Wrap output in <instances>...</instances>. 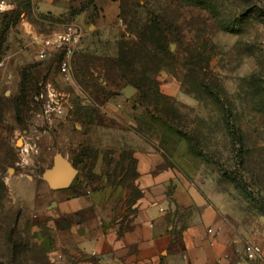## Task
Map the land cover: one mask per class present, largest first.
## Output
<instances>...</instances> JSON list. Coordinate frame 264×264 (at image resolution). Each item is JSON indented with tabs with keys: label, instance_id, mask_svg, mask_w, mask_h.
<instances>
[{
	"label": "rangeland",
	"instance_id": "obj_1",
	"mask_svg": "<svg viewBox=\"0 0 264 264\" xmlns=\"http://www.w3.org/2000/svg\"><path fill=\"white\" fill-rule=\"evenodd\" d=\"M78 1L7 0L0 14V264L94 262L54 215L43 175L57 154L77 171L70 192L98 198L110 228L141 196L138 151L160 153L233 224L263 228L264 0ZM70 27L83 37L67 82L60 53L42 59L35 40ZM40 85L61 93L51 124Z\"/></svg>",
	"mask_w": 264,
	"mask_h": 264
},
{
	"label": "crops",
	"instance_id": "obj_2",
	"mask_svg": "<svg viewBox=\"0 0 264 264\" xmlns=\"http://www.w3.org/2000/svg\"><path fill=\"white\" fill-rule=\"evenodd\" d=\"M40 1L45 11L75 3ZM134 156L138 174L135 182L141 196L126 225L115 223L110 228L103 224L94 207L98 198L75 195L70 186L54 189V215L67 219L68 226L61 225V230L70 238L76 257L97 252V264H264L248 260L244 251L247 243L264 247V227L233 224L210 197L182 171L168 165L160 153L138 151Z\"/></svg>",
	"mask_w": 264,
	"mask_h": 264
},
{
	"label": "built area",
	"instance_id": "obj_3",
	"mask_svg": "<svg viewBox=\"0 0 264 264\" xmlns=\"http://www.w3.org/2000/svg\"><path fill=\"white\" fill-rule=\"evenodd\" d=\"M9 8L7 0H0V14H4ZM83 37V32L77 28L70 27L62 33H55L44 39H36L35 44L40 57L47 58L52 52H59L58 72L64 81L70 82L73 77V57L77 46ZM35 99L41 102L45 121L51 124L53 121V113L61 106V93L54 87L45 88L40 85V91L35 95ZM211 233L212 229H208ZM264 237V228H263ZM245 257L248 260L264 261V247L261 244L247 243L244 247ZM91 256L94 260L92 264H97L98 254L92 252Z\"/></svg>",
	"mask_w": 264,
	"mask_h": 264
},
{
	"label": "water",
	"instance_id": "obj_4",
	"mask_svg": "<svg viewBox=\"0 0 264 264\" xmlns=\"http://www.w3.org/2000/svg\"><path fill=\"white\" fill-rule=\"evenodd\" d=\"M136 89L133 86H127L122 89V93L126 98H129L135 93ZM77 175V171L72 163L68 162L62 155L57 154L54 157L53 167L47 170L43 177L48 182L49 186L53 189L68 188ZM56 177H59L56 181ZM61 177V178H60ZM55 202H53V205ZM62 227L68 226L64 220L61 221Z\"/></svg>",
	"mask_w": 264,
	"mask_h": 264
},
{
	"label": "trees",
	"instance_id": "obj_5",
	"mask_svg": "<svg viewBox=\"0 0 264 264\" xmlns=\"http://www.w3.org/2000/svg\"><path fill=\"white\" fill-rule=\"evenodd\" d=\"M231 127V133L233 134V136L235 137V139L238 141V142H240V140H241V136H240V134H239V129L238 128H236L234 125H230Z\"/></svg>",
	"mask_w": 264,
	"mask_h": 264
},
{
	"label": "bare ground",
	"instance_id": "obj_6",
	"mask_svg": "<svg viewBox=\"0 0 264 264\" xmlns=\"http://www.w3.org/2000/svg\"><path fill=\"white\" fill-rule=\"evenodd\" d=\"M20 144H21V141H18V145H20ZM56 179H57L56 181H58L59 177H56Z\"/></svg>",
	"mask_w": 264,
	"mask_h": 264
}]
</instances>
